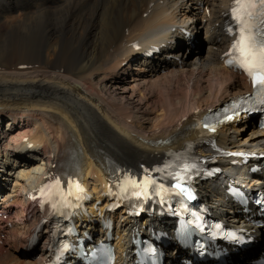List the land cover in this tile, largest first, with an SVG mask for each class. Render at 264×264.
Segmentation results:
<instances>
[{
    "label": "bare ground",
    "instance_id": "6f19581e",
    "mask_svg": "<svg viewBox=\"0 0 264 264\" xmlns=\"http://www.w3.org/2000/svg\"><path fill=\"white\" fill-rule=\"evenodd\" d=\"M232 1L0 0V122L7 118L10 126L0 130V179L12 184L0 196V264L48 262L51 225L30 195L68 164L93 197L89 210L75 214L82 238L87 230L107 238L108 229L97 230L94 217L114 220L119 264L132 261L126 253L132 227L159 236L162 264H183L192 241L178 236L177 220L166 209L148 207L137 221L128 217V206L109 210L110 173L115 164L154 170L189 147L204 153L203 132L195 125L251 92L250 82L225 65ZM197 23L204 41L192 32ZM256 125H234L219 138L232 151L263 152L264 131ZM224 162L230 177L247 188L262 183L263 173L249 176ZM229 179L192 187L220 219L244 228L250 225L240 213L245 206L225 195ZM251 235V245L223 244L232 264L264 257V233ZM68 261L81 260L71 252Z\"/></svg>",
    "mask_w": 264,
    "mask_h": 264
},
{
    "label": "snow or ice",
    "instance_id": "6c2138e0",
    "mask_svg": "<svg viewBox=\"0 0 264 264\" xmlns=\"http://www.w3.org/2000/svg\"><path fill=\"white\" fill-rule=\"evenodd\" d=\"M231 20L235 24V28H229L227 31L230 35H235L232 47L226 55L229 57L227 63L231 67H236L245 72L251 80L255 103H249L243 111L252 112L258 110L256 105H264V0H233L231 8ZM235 107V105H234ZM239 111L233 115H239ZM233 115H228L226 118L231 120ZM205 127L214 131V127L205 124ZM61 181L58 179L56 184ZM152 183V178L147 177V184ZM71 188L72 181H68ZM79 189V185H76ZM176 187L184 192L180 184ZM139 195L140 193H136ZM55 207V204H53Z\"/></svg>",
    "mask_w": 264,
    "mask_h": 264
},
{
    "label": "rangeland",
    "instance_id": "374dc122",
    "mask_svg": "<svg viewBox=\"0 0 264 264\" xmlns=\"http://www.w3.org/2000/svg\"><path fill=\"white\" fill-rule=\"evenodd\" d=\"M185 16H186V15H185ZM185 16H184L183 18H185ZM183 20H184V19H183ZM1 21L4 22L5 20H1ZM200 27H201L200 24L197 23L196 26H195L196 30H195V31H192L195 35H196L197 31H198V33H197V35H196V36H197V39H196L197 42H198V41H199V42H200V41H204V40H205L204 37L206 36V34H204L203 27H201V28H200ZM197 42H196V43H197ZM196 52L201 53V52H206V50H205V51H198V50H195V53H196ZM197 55H199V54H194V55L191 56V58L194 59L195 56H197ZM202 55H203V54H202ZM2 60H3V59H0V65L2 64ZM133 66H135V64H133L132 67H133ZM133 68H134V67H133ZM9 127H10V126H8L7 118H4L3 121H1V124H0V130H1V129H2V131H3V130H6L7 128L9 129ZM249 135H250V131H247V132L245 133V136H244V137H247V136H249ZM0 174H2V173L0 172ZM2 182L4 183V180H1V179H0V196H3V197H1V198H5V196L8 195V194H7V193L9 192L8 190L10 189V187H11L12 184H10V183L7 182V183H5V185H4ZM4 195H5V196H4ZM17 216H18V213H17L16 211H14L13 214H12V218H13V220H14L15 222L18 221V220L16 219V218H18ZM119 218H120V215H117L116 219L118 220ZM16 224H17V222H16ZM18 224H19V223H18ZM18 224H17V225H18ZM10 239L13 240V237H11ZM11 243H12V245L14 244V245H13V247H14V248H13L14 252H15L16 254H18V253L20 252V254H21V250H20V249L17 250L18 253L15 251V247H16V245H17L16 242H15V240H13ZM4 247H5V246H4ZM13 250H12V252H13ZM23 253H24V252H23ZM22 256H23V255H22ZM24 257H25V256H24ZM22 259H23V258H22ZM22 259H21V260H22ZM25 261H26V260H25Z\"/></svg>",
    "mask_w": 264,
    "mask_h": 264
}]
</instances>
